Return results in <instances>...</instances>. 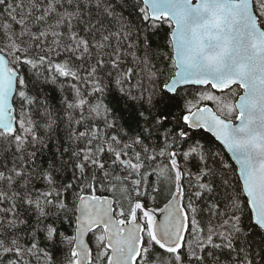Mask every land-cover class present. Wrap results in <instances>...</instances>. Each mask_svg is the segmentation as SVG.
<instances>
[{
  "label": "snow or ice",
  "instance_id": "obj_1",
  "mask_svg": "<svg viewBox=\"0 0 264 264\" xmlns=\"http://www.w3.org/2000/svg\"><path fill=\"white\" fill-rule=\"evenodd\" d=\"M0 264H264V0H0Z\"/></svg>",
  "mask_w": 264,
  "mask_h": 264
}]
</instances>
